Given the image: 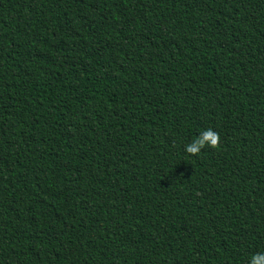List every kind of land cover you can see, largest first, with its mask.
<instances>
[{
    "label": "trees",
    "instance_id": "1",
    "mask_svg": "<svg viewBox=\"0 0 264 264\" xmlns=\"http://www.w3.org/2000/svg\"><path fill=\"white\" fill-rule=\"evenodd\" d=\"M256 253L264 0H0V264Z\"/></svg>",
    "mask_w": 264,
    "mask_h": 264
},
{
    "label": "clouds",
    "instance_id": "2",
    "mask_svg": "<svg viewBox=\"0 0 264 264\" xmlns=\"http://www.w3.org/2000/svg\"><path fill=\"white\" fill-rule=\"evenodd\" d=\"M220 140L221 138L218 132L208 129L203 131L200 136L191 144L186 145L185 151L192 156H197L206 146L219 148ZM250 264H264V253H256L253 255L251 257Z\"/></svg>",
    "mask_w": 264,
    "mask_h": 264
}]
</instances>
